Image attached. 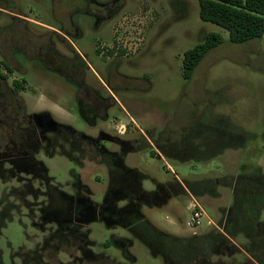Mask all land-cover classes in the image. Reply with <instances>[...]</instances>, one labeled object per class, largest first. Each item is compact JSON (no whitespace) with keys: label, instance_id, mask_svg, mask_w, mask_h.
I'll return each mask as SVG.
<instances>
[{"label":"rangeland","instance_id":"rangeland-1","mask_svg":"<svg viewBox=\"0 0 264 264\" xmlns=\"http://www.w3.org/2000/svg\"><path fill=\"white\" fill-rule=\"evenodd\" d=\"M198 10V0H0V72L7 87L24 83V118L106 134L79 146L39 130L37 171L0 158V264H264V41L232 43ZM209 32L224 41L185 79L183 53ZM77 50L100 81L69 67ZM0 102L7 157L19 108ZM50 185L73 201L54 191L51 201ZM193 199L203 216L191 228Z\"/></svg>","mask_w":264,"mask_h":264},{"label":"trees","instance_id":"trees-1","mask_svg":"<svg viewBox=\"0 0 264 264\" xmlns=\"http://www.w3.org/2000/svg\"><path fill=\"white\" fill-rule=\"evenodd\" d=\"M198 4V13L200 19L217 24L225 31H227L228 40L230 42L243 43L252 39H262L264 41V0H198ZM223 41L224 37L220 33L209 32L206 35L204 41L186 50L183 53L182 57L183 77L185 79H189L195 67L202 60L205 54L210 49L221 44ZM97 51H99V49H97ZM72 59L73 60H70L71 62L69 64V67L73 64L80 65V63L82 65H86L85 61L78 53H76V55ZM4 67L7 72H12V68L7 63H4ZM6 80L7 74L0 72V101L2 100L4 102L6 106L5 108L8 107L7 104L9 105V103L13 105L15 104V109L17 107L19 108V113L17 116L20 119L16 117L15 122L12 126L20 129L19 136L21 138V141L17 146L13 148V151H15L14 153H8L7 157L0 156V158H7L15 163L28 160L31 163V170L37 171V162L33 159V154L37 152L38 147H40V131H52L54 135L61 136L65 140L75 142L76 145H79V143L82 141L88 142L93 145L94 143L96 145H99L101 144L100 139L106 136V134H101L100 138H90L79 132H76L69 126L55 122L48 115L34 114L28 116L26 120V118H24V115L22 114L25 108L24 103L18 95L19 91L24 89V83H22L20 80H13L12 86L7 87ZM81 113H83V116L87 117V119H85L89 121V114L84 113L82 109ZM37 120H40L41 125L36 123ZM24 121L26 123H24ZM2 124L6 123L2 122ZM6 126L8 125L6 124ZM133 149H135V147ZM102 150L103 159L105 161L109 162V160L116 161L120 159L119 156L109 153L104 148H102ZM32 159L33 161H31ZM49 192L51 201L52 192L55 193L58 197H65L66 199L73 201L67 196H64L54 186H49ZM49 209L50 207H48L46 213H48Z\"/></svg>","mask_w":264,"mask_h":264},{"label":"built area","instance_id":"built-area-1","mask_svg":"<svg viewBox=\"0 0 264 264\" xmlns=\"http://www.w3.org/2000/svg\"><path fill=\"white\" fill-rule=\"evenodd\" d=\"M189 207H190L191 213H190L189 219L186 222V225L191 228H194L200 224L201 218L203 216V210L201 209L197 201L194 199L191 200ZM208 223H210V221H208Z\"/></svg>","mask_w":264,"mask_h":264},{"label":"crops","instance_id":"crops-1","mask_svg":"<svg viewBox=\"0 0 264 264\" xmlns=\"http://www.w3.org/2000/svg\"><path fill=\"white\" fill-rule=\"evenodd\" d=\"M78 51V50H77ZM82 58H83V54L80 52V51H78L77 52ZM84 59V58H83ZM86 65H87V68L89 69V71H91V73L93 74V75H95L94 77L96 78V79H98L99 81H100V79H99V77H98V75L95 73V71H94V69H92V67H90L89 66V64L86 62ZM89 66V67H88ZM112 94V93H111ZM113 95V94H112ZM113 97L116 99V97L113 95ZM121 109L124 111V112H126V110H125V108L123 107V106H121ZM106 111H108V109L106 108V109H104V113H103V115L104 116H106L107 115V113H106ZM82 115H83V113H81ZM128 114V113H127ZM98 115H96L95 114V118L94 119H92V122H90L91 124H95V122H96V117H97ZM85 117V116H84ZM102 118H104L103 116H101ZM86 119H87V117H85ZM122 126V125H121ZM123 127V126H122ZM121 132L123 131V130H120Z\"/></svg>","mask_w":264,"mask_h":264}]
</instances>
